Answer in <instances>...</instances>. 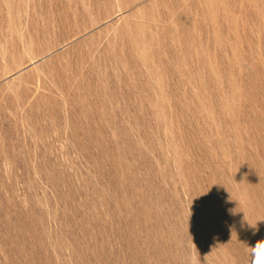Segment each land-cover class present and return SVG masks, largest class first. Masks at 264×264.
Returning <instances> with one entry per match:
<instances>
[{
	"label": "rangeland",
	"instance_id": "obj_1",
	"mask_svg": "<svg viewBox=\"0 0 264 264\" xmlns=\"http://www.w3.org/2000/svg\"><path fill=\"white\" fill-rule=\"evenodd\" d=\"M264 240V0H0V264H251Z\"/></svg>",
	"mask_w": 264,
	"mask_h": 264
},
{
	"label": "clouds",
	"instance_id": "obj_2",
	"mask_svg": "<svg viewBox=\"0 0 264 264\" xmlns=\"http://www.w3.org/2000/svg\"><path fill=\"white\" fill-rule=\"evenodd\" d=\"M251 264H264V240H259L250 248Z\"/></svg>",
	"mask_w": 264,
	"mask_h": 264
}]
</instances>
